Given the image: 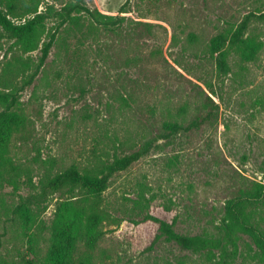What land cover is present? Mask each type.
<instances>
[{"label": "rangeland", "instance_id": "rangeland-1", "mask_svg": "<svg viewBox=\"0 0 264 264\" xmlns=\"http://www.w3.org/2000/svg\"><path fill=\"white\" fill-rule=\"evenodd\" d=\"M36 1L39 11L80 1L121 24L105 30L73 13L29 84L55 20L32 51L0 27V90L25 85L15 106L25 123L3 137L0 157V264H40L68 248L72 264H219L159 236L155 219L217 236L225 203L264 186V21L248 29L263 43L255 61L233 54L216 76L207 54L214 35L264 0ZM167 122L190 128L163 136ZM150 140L101 194L53 192L15 213L46 178L71 165L98 173ZM254 220L264 230V187ZM233 264L264 259L242 236Z\"/></svg>", "mask_w": 264, "mask_h": 264}, {"label": "trees", "instance_id": "trees-1", "mask_svg": "<svg viewBox=\"0 0 264 264\" xmlns=\"http://www.w3.org/2000/svg\"><path fill=\"white\" fill-rule=\"evenodd\" d=\"M40 1L35 0H0V27L17 42L24 46L26 51L36 48V37L49 19L56 22L54 30L49 38L43 43L41 55L36 69L25 84H29L35 77L40 67L50 52L55 40L56 32L72 19L73 13H82L89 17L94 23L105 30H114L120 26V18L113 15L102 14L91 9L80 1L64 5L60 10H51L50 6L46 11H39ZM51 10V11H50ZM30 16V17H27ZM27 17V18H26ZM264 21V8L256 7L248 11L242 19L231 27L214 35L207 46L208 59L214 65L216 76L225 75L230 72L229 58L235 54L243 62H252L257 59L263 43L248 33L252 22ZM24 84L20 87H12L7 90H0V157L6 150L4 136L12 129L24 125L25 118L19 113L15 106L19 100V93L23 90ZM197 126V123H193ZM163 128L168 132L163 136L174 134L179 131H187L190 126L183 127L178 123H164ZM152 146V140L146 142L138 150L115 158L105 165L98 173L82 172L77 166L71 165L52 177H48L41 185L38 194L20 202L14 209L15 213L26 214L28 204L39 206L50 193L66 191L70 195L78 187L89 193L99 195L108 188L110 179L118 172L127 169L132 163L144 156ZM263 184L256 183L254 187L245 188L237 195L230 198L224 206V219L222 227H219L217 236L185 235L174 230L173 224L161 219L158 222L159 236L167 241L175 243L180 249L193 253L204 254L208 260L216 257L220 259L219 264H233L238 247V241L242 236L248 237L260 256L264 259V230L254 220V214L261 203ZM80 219L73 222L70 233H80ZM69 251H57L53 257L48 258L40 264H72ZM34 264V263H29Z\"/></svg>", "mask_w": 264, "mask_h": 264}]
</instances>
